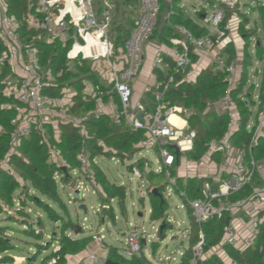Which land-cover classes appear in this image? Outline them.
<instances>
[{
    "label": "trees",
    "instance_id": "16d2710c",
    "mask_svg": "<svg viewBox=\"0 0 264 264\" xmlns=\"http://www.w3.org/2000/svg\"><path fill=\"white\" fill-rule=\"evenodd\" d=\"M36 0H5L7 14L12 16L17 24V33L24 44H33L39 51L40 65L44 73L50 72L55 78V82L50 88L43 91V94L51 99H60L62 91L70 92L71 107L68 114L85 118L80 127H75L70 123L58 121L57 130L50 125L41 124L37 127L32 126L27 138H21L19 145L14 152H11L10 139L12 132L16 129L18 122L16 118L23 105L13 96L5 93L7 81L13 80L14 75L10 74L7 65L0 68V163L6 162L11 172L0 169V215H6L4 222L19 223L26 226L25 218H15L6 213L5 208L14 206L13 197L19 189L29 196L30 202L41 210L45 217L59 224V233L51 235V243L57 245V249H51L48 254L40 258L41 253L47 252L50 246L35 242L36 254L26 259L25 264H66L68 258L81 255L88 250L92 243V236H85L83 230L76 234L77 225L69 219H65L60 213L56 212L49 203L57 205L63 210L59 189L67 186L71 182V173H79L83 176L82 165L77 159L79 152L83 149L88 158L90 175L95 186L100 188L98 194L99 202L102 207H109L112 200L116 201L117 206L123 212L126 189L106 179L102 170L95 163L98 156L105 158L119 159L124 161L132 158L133 145L144 140L146 133L142 130L133 131L127 126L121 117V106L113 86L102 74L92 69L90 61L74 60L68 66L66 59L67 52L71 49L73 42L68 40L65 43L55 41L46 43L43 34L34 30H27L23 17L29 13V9ZM181 0H172L169 12L165 13L163 0H160V14L166 17V26L161 33L157 32V27L153 31L150 41L159 43L166 42V38L180 39L181 35L176 26L191 32L195 37L205 33V29L195 24L189 17L178 8ZM112 6L110 19L116 48H123L128 40L133 26V18L138 9V0H98L96 12L101 15L105 10L104 4ZM259 23L263 38L253 39L254 34H247L245 27L248 19L245 15L239 14V23L236 25L237 33L245 37V47L242 48L241 70L236 76L237 83L234 88L228 90L225 78V71H214L213 65L198 73L193 81L184 79V76L175 73L174 63L171 59L165 58L166 67L163 71L155 68L158 79L161 82L156 90L145 93L140 104L145 112H151L156 104L155 93L160 92L163 84L169 77H173L171 85L164 94V99L170 101L174 106L182 109V113H188L185 117L187 128L195 133L192 150L179 155L172 168L170 175L175 177V169L179 166L180 158L185 157L191 161H199L208 149L211 140H219L225 133L228 124V117L225 113H218L212 108L227 94L235 111L239 116L238 131L233 135L232 145L248 153L255 161L264 162V127L261 134L256 137L253 145L250 146L254 135L258 116L264 112V0L257 8ZM201 17V14H198ZM158 26V25H157ZM40 35L39 39H32ZM250 48L253 54L249 52ZM2 49L0 47V55ZM219 55L225 58L226 66H229L237 59V53L233 43L228 42L224 45ZM196 56H190L191 63L195 62ZM256 61L260 68H256L252 75L259 78L257 87L249 82V75L252 63ZM87 88L90 91L87 93ZM111 100L116 107V116L110 117L103 113H97L100 104H106ZM253 121L251 129H247V124ZM147 138V137H146ZM155 152L159 155L156 147ZM168 151L174 154L173 149L168 147ZM55 152L63 165H58L51 160V153ZM215 156V154L213 155ZM219 158V157H218ZM86 175H89L85 173ZM15 176V177H14ZM17 177V178H16ZM165 177L164 170L159 173L152 172L146 178L149 186L150 198V220H162L163 225L168 227L166 222L167 204L164 199V188L168 184L161 186ZM90 180V179H89ZM22 183V185L20 184ZM204 180L188 179L185 184L176 180V195L182 191L186 195V200L200 198L197 190L201 188ZM262 185L258 177L250 185L241 187L238 191L232 192L227 197H223L222 203L231 204L247 199L252 190ZM32 190L38 196H30ZM156 192V194L153 193ZM27 203L28 199L18 197ZM184 204L187 202L182 198ZM24 205V204H23ZM22 205V206H23ZM188 215L190 213L189 207ZM103 213L104 210L102 209ZM113 219V216H110ZM19 219V220H18ZM37 219V218H36ZM227 218L213 217L199 227L190 217L189 224V248L184 252L179 264H189L192 259V248L199 241L200 231L204 234L203 253L218 246L223 238V229L226 226ZM40 227L39 232H35L34 224ZM28 230L22 231L28 237L36 241L42 240V232L45 228L44 222L36 220ZM161 228V227H160ZM11 227L0 224V264H15L14 257L7 254L14 246L7 238V232ZM70 233L72 236L68 235ZM163 232L159 236H163ZM46 248V249H43ZM224 251L237 264H264V222L260 224L258 234L253 244L248 248L239 251L227 244L223 245ZM119 249L109 248L107 260L114 264H148L146 259L133 257L127 259L119 254ZM106 264V263H105ZM197 264H221L218 258L210 256L207 259L199 260Z\"/></svg>",
    "mask_w": 264,
    "mask_h": 264
},
{
    "label": "built area",
    "instance_id": "2783aa9c",
    "mask_svg": "<svg viewBox=\"0 0 264 264\" xmlns=\"http://www.w3.org/2000/svg\"><path fill=\"white\" fill-rule=\"evenodd\" d=\"M94 1L36 0L30 7L29 13L23 17V22L27 30L43 34L46 43L55 41L65 43L72 40L73 45L66 54L68 66L72 65L74 60L79 59L90 61L92 69L102 74L103 77L104 73L98 71L101 63L108 71H111L109 72L110 78L107 80L113 86L119 99L121 117L133 131H144L152 146L158 149L162 164L160 170H164L168 180L164 194L169 197L175 191L177 180L176 177L170 175L169 170L177 157L168 151V147L175 146L179 155L191 151L195 133L189 131L187 126L176 128L169 123L171 116L180 114L176 106L164 99L165 92L173 85V77H169L163 84L162 90L156 93V104L151 112H145L139 102L133 103L130 86L140 71L144 46L150 41L158 25L161 11L160 0H138L132 31L122 49L116 48L114 44L115 38L112 34L110 19L112 6L105 3V10L98 15ZM163 2L170 3L171 0H163ZM241 8L238 0H208V11L197 12L201 14L200 27L205 29V33L195 37L191 32L180 29L179 32L183 39L171 40L175 46L171 54L175 73L192 81L196 74L190 56L200 57L204 51H213L215 52L212 62L214 71H225L228 90L234 88L237 83L235 65L231 63L226 66L225 58L220 56L219 52L223 49V43L228 40L233 27L239 23L238 17L233 13L240 12ZM231 16L234 17V22ZM17 30L16 20L7 14L5 0H0V47L2 49L0 68L3 64L7 65L10 74L15 76L13 80L7 81L5 93L13 95L23 105L15 121L18 125L11 134V152H14L19 145L21 138L28 137L38 114L49 113L53 111V108H57L55 125L61 121L80 127L85 120V118L68 114V109L72 106L68 90L62 91L60 99H51L43 94V91L55 82V78L50 72H43L37 47L33 44H24ZM39 38L40 35L32 39ZM115 58L119 62L118 69L113 61ZM220 103L222 107L217 109L218 113H225L228 117L226 133L219 140L209 142L206 154L210 156L216 154L221 158L218 169L231 177L232 181L222 182L216 190L205 185L197 191L200 195L198 199L186 200V195L182 191L178 192V196L186 200L190 216L199 227L213 217L221 218L225 215L227 225L223 229L222 241L242 251L253 244L259 226L264 222V162L255 161L244 150H239L232 145L231 139L239 127V116L227 94L220 100ZM100 108L99 105L97 109ZM253 124L254 122L250 121L247 129H251ZM263 127L264 112L258 116L250 146L261 134ZM77 159L82 165L81 171L85 173L89 163L83 149L79 152ZM7 170L11 172L10 169ZM255 177L259 178L262 185L253 189L247 199L231 204L222 203L223 197H227L245 185L252 184ZM81 184L80 182V186H83ZM102 209L106 208L99 206L96 211L99 212ZM243 232H246L247 236L242 237ZM203 245L204 234L200 231L199 241L192 248V259L189 264H197L201 260ZM100 248L104 250L105 246L100 244ZM120 254L127 259L140 258V244L136 233L127 235ZM89 260L95 263L97 259L92 255L89 256ZM54 263V260L50 262V264ZM231 264L237 263L232 261Z\"/></svg>",
    "mask_w": 264,
    "mask_h": 264
},
{
    "label": "rangeland",
    "instance_id": "374dc122",
    "mask_svg": "<svg viewBox=\"0 0 264 264\" xmlns=\"http://www.w3.org/2000/svg\"><path fill=\"white\" fill-rule=\"evenodd\" d=\"M238 1L242 6L241 11L233 14L237 17H239V14H243L247 17L248 23L245 27V32L250 35L256 33L250 42L252 43L255 39L263 38L257 12V8L260 4H263V0ZM97 3L98 0H95L94 7H96ZM181 4L183 9L188 14V17L194 23L201 26V18L197 12L202 11L204 13L208 11V0H184ZM193 7H195L196 10H194ZM245 42V37L243 38L241 37V34L237 33L235 44L241 49L238 53L240 60L242 58V48L245 47ZM249 52L253 54L252 48H250ZM103 65V63L99 65L98 71H102L105 79L107 80L110 78V74L107 68ZM256 68L260 67L259 64L254 61L250 69L249 82L254 83L255 86L259 84L257 77L252 75ZM130 86H132V83ZM86 91L88 93L90 89L87 88ZM56 110L57 108H53L52 112L38 114L36 116L34 126L37 127L41 124H48L51 128L57 130L58 125L54 124L57 122L55 115ZM187 115L188 113H184L182 117L185 118ZM133 153L134 155L132 158H127L124 161L119 159L112 160V158H105L102 156H98V158L95 159V163L102 170L107 180L111 183L121 185L126 189L124 214H122L115 201L111 203L112 210L104 209V214L107 215L104 217V224L101 227L104 229V243L122 250L125 245L127 230H132L131 225H135L139 230H142L143 233L148 236L149 243L155 242L158 244L154 250L153 258L149 259L152 264H161L158 262V258H161V261L164 262V264H177L179 257L186 246L185 240L180 242L181 238H184L185 236V227L187 224L184 203L178 196L175 195V193H171L170 198H164L168 202L166 214L168 215L167 222L171 225V229L166 232L164 240L162 242L159 241L156 236V230L159 224H152L149 221V198L151 190L149 191V186L145 183L148 175L152 173V165L155 168L158 166V164H156L158 156L155 152V148L145 136L144 140L133 145ZM51 160L56 162L59 166L63 165V162L59 159L55 152L51 153ZM2 168L5 170L10 169L6 162L0 164V169ZM85 170V173L89 175H86L82 171L83 176L79 173H71L72 179L69 185H63L62 188L60 187L58 190L63 203L61 206L63 207V210H60L57 205L51 203L49 204L52 208H54V210H56V212L60 213L63 218L69 219L72 223L80 226L84 234L92 232L93 235H95L96 226L100 222L99 212L96 211L99 208L100 202L96 195L101 192L100 188L95 186L90 175V171H88L87 168ZM198 180L203 179L199 178ZM80 182L83 186H80ZM20 184L22 185L21 182ZM166 184H168V180L164 177L161 186ZM28 194H30V196H38V194L32 190H30ZM19 196H21V198L28 199L27 203H24V199L21 202V199H18ZM28 197L29 196L24 194L23 189H18L13 197L14 206L10 209L5 208L6 213L11 216L19 219L25 218L26 226H22L18 222L6 223L4 222L6 215H0V224L12 228V230L7 232V238L10 240V244H12L14 248L8 251L7 254H11L14 257L15 264H25L27 258H30L32 254H36V247L34 245L35 242L45 244V246H50L46 253H41L40 258L48 254L51 249L57 247L56 244L51 243V235L59 233L60 225H54L53 222H50L42 211L37 209L36 206L30 202ZM80 204H83L85 207V215L83 212L78 210V206ZM111 214H113V220L110 218V216H112ZM41 219L45 226L42 232L41 241H36L35 239L28 237L22 233V231H16L26 229L25 232H28L31 225L34 224L33 222ZM34 227L35 232L40 231V227H37L35 224ZM68 235L72 236L70 233H68ZM154 235L155 237H153ZM43 249L46 248L43 247ZM149 251V246H143L142 253L147 258Z\"/></svg>",
    "mask_w": 264,
    "mask_h": 264
},
{
    "label": "crops",
    "instance_id": "0c3cea01",
    "mask_svg": "<svg viewBox=\"0 0 264 264\" xmlns=\"http://www.w3.org/2000/svg\"><path fill=\"white\" fill-rule=\"evenodd\" d=\"M183 1L184 0H181L179 2L178 8L180 10H182L188 16V14L183 9V6L181 4ZM171 2H172V0H171ZM170 7H171V4H170ZM193 9L196 10L195 7H193ZM198 14H200V13H198ZM161 16H162V14H160V17ZM233 18L234 17L231 16V19H233ZM232 22H234V19L232 20ZM195 24H197V23H195ZM158 25H159V22H158ZM181 27L182 26H176L175 28H177V30L179 32L180 29H183ZM236 32H237L236 27H233L228 40L224 41L223 45H225L228 42H231L234 45V48H235L236 53H237V59L233 63H234L235 68H236V76H238L240 73V70H241V60L239 58L238 53L241 49L238 48L237 45L235 44L236 35H237ZM180 39H183V37L181 36ZM171 40H172V37L166 38V42H162V43H159L157 41H149L144 46L143 55H142V65H141V68H140V71H139L137 77L133 79L132 86H131L132 93H133V99H132L133 103H137V102L140 103V100L142 99V97L144 96L145 93L149 92L150 90H156V88H158V86L160 85L161 82L159 81L158 74L154 71V69L158 68L159 70L163 71V69L166 67V64L164 63L165 58L171 59V54L173 53V51L175 49V46L172 44ZM119 49H122V48H119ZM115 55L117 57V55H118L117 51H116ZM214 57H215V52L204 51L202 56L195 58L196 60H195V62H193V68L195 70L196 76L198 75V73L200 71L205 70L206 68H208L212 65ZM113 61L115 62V64H116L115 66L118 69L120 67L118 65L119 64L118 59L115 58V59H113ZM109 72H111V71H109ZM257 79L259 81V78H257ZM156 93H155V96H156ZM100 106H101V108L99 110L97 109V112L99 111V113L106 114L110 117L116 116V107H115L114 103H112L111 100H109L108 103H106V104H100ZM211 107L216 109V110L221 109L222 104L219 101L218 103L214 104ZM176 108H178L180 110L179 115H174V117L177 119V122L173 123L170 120V118L173 117V116H171L169 118V123L172 124L176 128L186 127L187 122H186L185 118L182 117L183 116L182 109L178 106H176ZM157 156L158 157L156 160V164H158V166L155 168L152 165V170H151L154 173H159L161 171L160 169L162 168L160 157L158 154H157ZM218 157L219 156L216 154H215V156H213V155L210 156L208 154H205L199 161H191V160H188L187 158H185L183 156L180 158L181 160L179 162V166L175 169V177L178 180H180L182 182V184H185L186 180H188V179L198 180L199 178H201L204 180V183L201 186V188H203L205 185H209L212 188V190H216L222 182L232 181L231 177H229L226 173L219 171L218 165L221 161V158L220 157L218 158ZM2 163L3 162H1L0 164H2ZM145 183H147V181ZM119 186H121V185H119ZM200 189H198V190H200ZM175 192H176V189H175L174 193ZM175 195H176V193H175ZM162 196L164 198H170V196L167 197L165 194H163ZM176 196H178V194ZM97 198H98V196H97ZM180 199L182 200V198H180ZM98 200H99V198H98ZM114 201L115 200H112L110 202L109 207H105L106 210H108V209L112 210L111 203ZM182 202H183V200H182ZM166 203L168 205L167 201H166ZM99 206H101V205L99 204ZM184 206L186 209L187 224L185 227V236H184V238L183 237L181 238L180 242L185 240L186 246H185V249L183 250V252L181 253V255L179 257V261L177 264L180 263L184 252L189 248V236H188V234L190 231L189 224H190V217L191 216H190V213L188 215L187 206L185 204H184ZM167 208H168V206H167ZM150 213H151V209L149 207V221L152 224H155V223L159 224V226L156 230V236L158 237L159 241L162 242L165 238L166 232L171 229V225L167 222V219H166V222L168 224V227H165L163 225L162 220H158V221L157 220L156 221L150 220ZM98 214L100 217V222L96 226V230H95L96 234L93 235L92 232H88L89 234L88 233L84 234L85 236L89 235V236H92V238H93V241L89 245L88 250H86V252H83L79 256L68 258L66 261V264H105L108 261L107 260L108 250L112 246L104 243V239H105L104 229L101 228L102 225L104 224V217H106L107 215H105L104 212L102 213L101 210H99ZM122 214H124V211L122 212ZM111 215L113 216V214H111ZM166 218H168L167 214H166ZM113 219L111 218V220H113ZM226 225H227V220H226ZM131 226H132V230H127V235L132 234V233H136L137 238L139 240V244H140V258L142 256L146 259V262H148V264H152L149 259L153 258L154 250L156 249L158 244H156L155 242L149 243L148 242V236L145 235L142 230H139L137 228V226H135V225H131ZM163 231H164L163 236L162 237L159 236V233L163 232ZM127 235H126V237H127ZM241 235H242V237H245V236H247V233L243 232V233H241ZM126 237H125V239H126ZM153 237H155V235ZM100 244L105 246L104 250H101ZM223 245H224V243H223V241H221V243L218 246L210 249L206 253H203L201 260L207 259L210 256H215L216 258H218V260L220 261L221 264H231L233 260L224 251ZM143 246H149L150 251L148 254V258L146 256H144V254L142 253ZM56 249H57V247L53 248V250H56ZM116 249H118V248H116ZM119 250H121V249H119ZM44 253H46V252H44ZM119 254H120V251H119ZM92 255L95 256L97 259L95 263H92L89 260V256H92ZM158 262L161 264H164V262L161 261V258H158Z\"/></svg>",
    "mask_w": 264,
    "mask_h": 264
},
{
    "label": "water",
    "instance_id": "95a60500",
    "mask_svg": "<svg viewBox=\"0 0 264 264\" xmlns=\"http://www.w3.org/2000/svg\"><path fill=\"white\" fill-rule=\"evenodd\" d=\"M164 6H165V13L167 14L169 12V9H170V3L168 2H164ZM166 26V17L165 16H161L159 18V25L157 27V31L158 33H161V31L163 30V28ZM172 149L174 151V154L176 157H178L179 153H178V150L175 146H172ZM154 194H156L155 191H153ZM78 210L83 212V214L85 215L86 214V210H85V207L83 204H80L78 206ZM82 230V228L80 226H77V231H76V234H79V232ZM106 264H114L112 262H110L109 260L106 262Z\"/></svg>",
    "mask_w": 264,
    "mask_h": 264
},
{
    "label": "bare ground",
    "instance_id": "6f19581e",
    "mask_svg": "<svg viewBox=\"0 0 264 264\" xmlns=\"http://www.w3.org/2000/svg\"><path fill=\"white\" fill-rule=\"evenodd\" d=\"M170 120L173 122V123H176L177 122V119L173 116L170 118Z\"/></svg>",
    "mask_w": 264,
    "mask_h": 264
}]
</instances>
